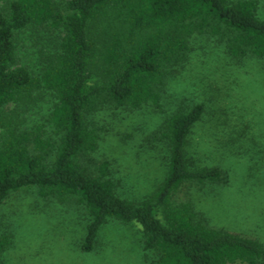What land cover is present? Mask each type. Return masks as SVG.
<instances>
[{
	"label": "trees",
	"instance_id": "obj_1",
	"mask_svg": "<svg viewBox=\"0 0 264 264\" xmlns=\"http://www.w3.org/2000/svg\"><path fill=\"white\" fill-rule=\"evenodd\" d=\"M48 40L34 68L22 63L25 34ZM35 35V36H34ZM216 39L234 59L264 63V19L256 0H4L0 4V206L11 194L33 189L44 200L73 203L87 218L81 249H94L110 221L135 225L154 264H264V246L204 223L191 202L175 204L186 184L224 181L217 167L190 154L203 104L164 118L166 176L139 202L117 194L97 150L92 117L104 109H159L169 76L188 62L198 37ZM39 101L49 110L42 125L19 112ZM9 246L0 236V254Z\"/></svg>",
	"mask_w": 264,
	"mask_h": 264
},
{
	"label": "rangeland",
	"instance_id": "obj_2",
	"mask_svg": "<svg viewBox=\"0 0 264 264\" xmlns=\"http://www.w3.org/2000/svg\"><path fill=\"white\" fill-rule=\"evenodd\" d=\"M256 1L264 19V0ZM30 35L21 38L19 56L39 68L48 40ZM190 50L188 62L168 77L159 109H104L92 117L98 147L84 165L96 171L107 163L117 194L143 200L166 176L162 121L178 109L203 104L189 151L198 165L217 167L225 178L213 187L186 184L172 201L191 202L206 225L264 246V63L254 57L234 59L207 37L193 40ZM48 110L39 101L19 115L27 125H42ZM86 225L84 210L75 204L19 190L0 206V236L9 240L0 264H154L142 249L137 226L110 221L99 230L94 249L84 252Z\"/></svg>",
	"mask_w": 264,
	"mask_h": 264
}]
</instances>
